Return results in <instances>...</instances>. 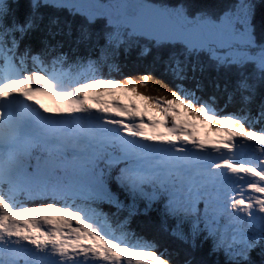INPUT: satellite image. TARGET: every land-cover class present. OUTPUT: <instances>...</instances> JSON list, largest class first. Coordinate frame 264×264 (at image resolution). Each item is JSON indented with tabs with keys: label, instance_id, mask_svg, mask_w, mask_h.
<instances>
[{
	"label": "snow or ice",
	"instance_id": "obj_1",
	"mask_svg": "<svg viewBox=\"0 0 264 264\" xmlns=\"http://www.w3.org/2000/svg\"><path fill=\"white\" fill-rule=\"evenodd\" d=\"M257 12L0 0V264H264Z\"/></svg>",
	"mask_w": 264,
	"mask_h": 264
},
{
	"label": "trees",
	"instance_id": "obj_2",
	"mask_svg": "<svg viewBox=\"0 0 264 264\" xmlns=\"http://www.w3.org/2000/svg\"><path fill=\"white\" fill-rule=\"evenodd\" d=\"M19 3L23 4L26 3V0H18ZM154 2H157V0H154ZM217 2V0H191V3L193 5L196 6H207V5H212L215 4ZM257 4H258V12H257V21L259 20V0H257ZM134 53L132 54V56L129 57V60L131 61V59L133 58ZM121 59L123 60V56L121 57ZM107 71V69H105ZM191 74V73H190ZM196 75H200L199 71H197ZM119 78V77H118ZM167 82V81H166ZM222 83V82H221ZM156 88V85L154 84L153 81H148L146 83L145 87H141L140 90L141 91H146L152 94H156L154 89ZM161 92L164 91V89H160ZM176 250L180 253V257L181 259L184 258V246L180 245L179 243H177V245L175 246ZM207 248V244H204L203 246L201 245V242L199 239H197L196 241V249L194 251H192L191 254V259L193 260V264H195L196 261L201 260V259H216V257H206L204 255V249Z\"/></svg>",
	"mask_w": 264,
	"mask_h": 264
}]
</instances>
